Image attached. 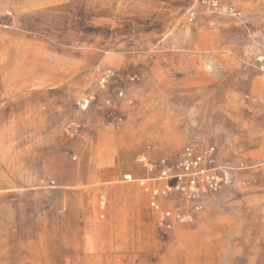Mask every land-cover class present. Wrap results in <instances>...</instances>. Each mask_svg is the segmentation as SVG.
<instances>
[{
  "label": "crops",
  "instance_id": "0c3cea01",
  "mask_svg": "<svg viewBox=\"0 0 264 264\" xmlns=\"http://www.w3.org/2000/svg\"><path fill=\"white\" fill-rule=\"evenodd\" d=\"M262 65L264 0H219L216 12L196 0H0V190L14 188L9 175L18 181L35 163L57 169L47 143L59 125L73 161V141L86 136L94 167L111 164L117 134L85 131L71 117L80 93L78 100L96 94L81 112L96 110L116 132L127 127L128 139L144 142L136 158L174 160L187 146L213 147L232 169L193 225L178 228L177 262L169 255L167 264H264ZM105 70L115 78L90 90ZM179 150L174 159L160 157ZM137 165L144 177L126 175L147 178Z\"/></svg>",
  "mask_w": 264,
  "mask_h": 264
},
{
  "label": "rangeland",
  "instance_id": "374dc122",
  "mask_svg": "<svg viewBox=\"0 0 264 264\" xmlns=\"http://www.w3.org/2000/svg\"><path fill=\"white\" fill-rule=\"evenodd\" d=\"M96 82L97 77L90 90L98 89ZM76 100L71 117L81 120L85 131L96 128L117 134V158L97 169L91 150L83 149L88 140L83 136L73 141L77 156L73 161L66 148L69 141L57 126L56 141L47 143L56 150L57 169L39 171L35 163L18 181L19 175H9L14 188L0 190V264H167L172 260L169 255L177 262V230L190 225L172 222L166 231L160 223L163 211H180V204L162 201L155 211L137 183L124 181L126 174L144 177L134 161L144 142L128 139L127 127L120 132L104 128L98 112L82 113ZM180 150L160 157L174 159ZM163 186L154 184L157 189ZM136 189L140 198L133 193Z\"/></svg>",
  "mask_w": 264,
  "mask_h": 264
},
{
  "label": "built area",
  "instance_id": "2783aa9c",
  "mask_svg": "<svg viewBox=\"0 0 264 264\" xmlns=\"http://www.w3.org/2000/svg\"><path fill=\"white\" fill-rule=\"evenodd\" d=\"M196 4L209 12H216L219 8V0H196ZM233 15V14H231ZM187 21H194V13L189 12ZM264 73V65L260 67ZM115 78L112 70H105L97 80L100 88ZM130 82L137 81L136 76L128 78ZM117 96L122 97V92L118 91ZM96 94H89L81 98L77 107L80 111H86L92 104L97 103ZM104 105L108 107L110 101L106 100ZM121 123L120 118H115V126ZM77 127L71 125L68 128L69 136L72 137L73 129ZM147 173L145 179H135L131 175H125V182L137 183L145 193L148 194L149 205L155 211L162 207V201H176L182 207V210L173 212L166 210L162 212V221L160 226L168 231L172 227V222L181 225H191L195 220V215L203 209V200L207 196L215 195L221 189L230 183L232 169L219 163L216 159V150L213 147H207L202 150L193 147H185L178 157L174 160L159 159L149 161L145 156H139L135 159ZM162 183L161 189L151 187V184Z\"/></svg>",
  "mask_w": 264,
  "mask_h": 264
},
{
  "label": "bare ground",
  "instance_id": "6f19581e",
  "mask_svg": "<svg viewBox=\"0 0 264 264\" xmlns=\"http://www.w3.org/2000/svg\"><path fill=\"white\" fill-rule=\"evenodd\" d=\"M237 152V151H236ZM98 187V186H97ZM96 216V215H95ZM97 223V222H96Z\"/></svg>",
  "mask_w": 264,
  "mask_h": 264
}]
</instances>
